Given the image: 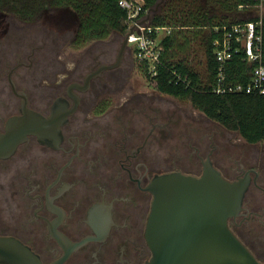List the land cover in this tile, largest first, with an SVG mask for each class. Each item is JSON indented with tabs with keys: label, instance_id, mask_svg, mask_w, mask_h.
Here are the masks:
<instances>
[{
	"label": "flooded vegetation",
	"instance_id": "obj_1",
	"mask_svg": "<svg viewBox=\"0 0 264 264\" xmlns=\"http://www.w3.org/2000/svg\"><path fill=\"white\" fill-rule=\"evenodd\" d=\"M45 48L8 47L0 57V132L21 115L16 93L29 110L61 118L59 135L47 142L29 136L0 159L1 237L19 240L42 264H145L153 179L200 177L210 159L228 181L248 176L228 227L264 264V142L248 144L203 115L213 123L208 131L205 121L169 106L112 103L126 78L115 69L91 76L107 61L103 50L80 72L78 62L64 70L59 61L62 68L37 75Z\"/></svg>",
	"mask_w": 264,
	"mask_h": 264
},
{
	"label": "trees",
	"instance_id": "obj_2",
	"mask_svg": "<svg viewBox=\"0 0 264 264\" xmlns=\"http://www.w3.org/2000/svg\"><path fill=\"white\" fill-rule=\"evenodd\" d=\"M149 11L160 0H143ZM253 0H164L152 15V25L173 27L161 41L163 65L155 78H147L137 66L148 87L159 94L189 103L208 120L227 131L236 132L248 144L264 142V95L212 92L220 64L213 42L223 35L222 27L255 22L261 19L262 63L264 64V5L258 9ZM67 7L79 25L74 43L81 48L93 41L106 39L112 32L124 36L126 14L118 0H0V10L22 19L35 17L43 7ZM202 53V71L196 69V43ZM195 46V47H194ZM237 51L224 67L225 83L250 82L253 64ZM175 73V74H174Z\"/></svg>",
	"mask_w": 264,
	"mask_h": 264
},
{
	"label": "water",
	"instance_id": "obj_3",
	"mask_svg": "<svg viewBox=\"0 0 264 264\" xmlns=\"http://www.w3.org/2000/svg\"><path fill=\"white\" fill-rule=\"evenodd\" d=\"M162 1L148 11V20ZM127 47V35H124L115 62L99 66L91 76L118 67ZM16 94L22 97L21 115L9 118L4 131L0 132V159L10 157L29 136L47 142L59 135L61 118L55 112L46 119L29 110L26 98ZM248 186V176L228 181L210 159L203 163L200 177L180 172L155 176L148 188L153 200L145 240L151 256L145 264H263L228 227V220L241 211ZM0 264L42 263L39 256L19 240L0 236Z\"/></svg>",
	"mask_w": 264,
	"mask_h": 264
},
{
	"label": "rangeland",
	"instance_id": "obj_4",
	"mask_svg": "<svg viewBox=\"0 0 264 264\" xmlns=\"http://www.w3.org/2000/svg\"><path fill=\"white\" fill-rule=\"evenodd\" d=\"M78 25L76 15L64 6L43 7L35 17L27 19L0 10V57L8 47H12L15 51L23 50L29 54L32 48L45 44V55L44 58H41L40 68L37 69V75L41 73V76H43L42 72L44 71L49 73L54 72L52 69L62 68V65L57 63L59 61L63 62L64 70L72 69L73 65L78 62V71L80 72L82 71L81 64L85 63L88 58L95 57L100 50L104 51L107 59L104 64L114 63L124 36L112 32L104 40L93 41L77 48L74 38ZM195 46L196 55L193 61L196 63V69L202 71V65L199 63L202 59L199 42ZM129 47L126 48L118 67L114 68L115 72L124 74L126 84L123 91L117 93L119 97L117 95L112 97V103H123L130 98V103L169 106L177 111L175 113L187 116L188 120L205 121L207 130H211L213 123L204 118L189 103L161 95L148 87L145 79L138 73L134 53ZM22 61H25V57L22 58ZM34 81L37 82L38 79ZM234 135L239 137L237 133ZM259 149H261L260 146Z\"/></svg>",
	"mask_w": 264,
	"mask_h": 264
},
{
	"label": "built area",
	"instance_id": "obj_5",
	"mask_svg": "<svg viewBox=\"0 0 264 264\" xmlns=\"http://www.w3.org/2000/svg\"><path fill=\"white\" fill-rule=\"evenodd\" d=\"M262 9L264 0H253ZM118 6L126 14L127 44L132 49L137 66L147 78H155L163 65L161 41L170 35L173 27L152 25L147 19L143 0H118ZM223 35L213 42L215 57L220 64L218 78L212 87L217 95L247 94L264 95V64L262 63L261 19L228 27H222ZM245 53L244 60L253 64L250 82L247 85L225 83L224 67L237 51ZM175 74V73H174Z\"/></svg>",
	"mask_w": 264,
	"mask_h": 264
},
{
	"label": "crops",
	"instance_id": "obj_6",
	"mask_svg": "<svg viewBox=\"0 0 264 264\" xmlns=\"http://www.w3.org/2000/svg\"><path fill=\"white\" fill-rule=\"evenodd\" d=\"M151 19V18H150ZM150 21V20H149Z\"/></svg>",
	"mask_w": 264,
	"mask_h": 264
}]
</instances>
